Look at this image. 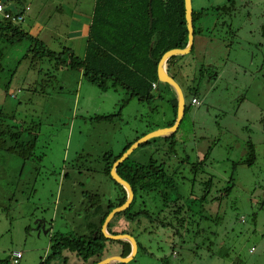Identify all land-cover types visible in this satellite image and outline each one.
<instances>
[{
    "label": "rangeland",
    "instance_id": "obj_1",
    "mask_svg": "<svg viewBox=\"0 0 264 264\" xmlns=\"http://www.w3.org/2000/svg\"><path fill=\"white\" fill-rule=\"evenodd\" d=\"M17 1L19 8H30L21 23L25 31L52 51L71 48L83 57L95 0ZM192 2L195 12L209 11L195 22L202 34L195 37L194 52L178 57L170 73L187 108L174 153L171 141L158 139L131 159L165 158L168 173H183L180 190L193 213L180 228L145 221L144 233L121 220L144 249L128 264H264V0ZM229 4L228 15L213 11ZM30 46L23 41L7 47L0 39V116L38 133L35 159L25 167L21 158L0 150V261L10 264L16 252L23 254L20 264H41L56 234L88 235L96 210H105L116 194L103 174V156L120 154L137 137L174 120L170 100L176 94L167 84H160L162 99L129 100L120 87L103 89L77 73L56 72L47 60L33 64L32 53L25 59ZM192 89L199 107L191 104ZM201 162L192 186V164ZM211 176L210 195L205 183ZM229 186L228 196L210 201ZM91 194L101 196L99 208L90 207ZM147 201L154 213L161 208ZM121 251L119 244H107L109 257ZM64 256L68 264H84L71 252Z\"/></svg>",
    "mask_w": 264,
    "mask_h": 264
},
{
    "label": "trees",
    "instance_id": "obj_2",
    "mask_svg": "<svg viewBox=\"0 0 264 264\" xmlns=\"http://www.w3.org/2000/svg\"><path fill=\"white\" fill-rule=\"evenodd\" d=\"M2 1L7 13L16 15L24 12L25 8H19L16 5L19 3L17 0H15V5H10L8 0ZM230 4L232 5V3ZM230 4L213 9V11L220 15L225 13L228 15L227 12L231 9ZM208 11V9L194 11L195 37L197 34H202V29L196 28L195 22L201 20ZM0 39L6 43L7 47L29 41L31 46L25 59L32 53L33 64L47 60L53 65L52 68L56 72L67 70L77 73L89 83L103 89H107L110 84L113 87H120L126 91L129 100L137 98L140 102L148 103L156 98H163L159 85L157 89L153 88V84L158 82V65L161 58L170 50L184 49L188 45L185 0H95L83 57L77 56L71 48H64L59 53L52 51L38 37L25 31L21 24L15 25L5 19L0 20ZM194 48L195 44L191 53L194 52ZM4 52L3 49H0V59L4 56ZM178 57L180 56H174L168 60L169 74L173 66L177 65ZM0 70H3L1 64ZM173 73L179 74L178 72ZM52 77H55L54 74ZM172 77L176 79L175 76ZM167 86L172 92L174 91L171 86ZM154 91H157L158 95ZM192 91L194 90L192 89ZM193 95L198 98L195 91ZM175 96L173 95L170 100L174 111V120L169 127H172L177 119L178 102ZM109 118L111 117L99 119ZM177 132L169 137L152 139L140 146L139 149L148 147L156 140L162 139L167 143L171 141L170 150L174 153ZM37 134L31 133L22 124H8L7 120L0 116V150L21 158L24 161L23 167L28 161L35 159ZM145 135L143 134L133 142L126 144L120 154L107 153L103 156L102 171L113 185V190L116 193L114 198L108 201L105 210H96V224L88 235L75 237L56 234L51 240L50 254L41 264H68V257L64 256L65 251L71 252L84 264H97L110 256L106 255L108 243L120 245L122 248L120 256L130 255L132 247L128 241L109 240L104 237L101 230L109 213L127 201L125 188L111 177L112 167L136 141ZM249 148L252 154L250 163H252L255 159V149L251 144ZM159 151L158 149L157 152ZM39 158L41 157L39 156ZM131 158L132 155L118 167L117 173L132 186L135 195L134 201L126 211L114 216L108 225V232L112 235L128 234L134 237L132 232L121 227V220L128 224L135 223L138 231L143 228L141 233L148 229V226H144L145 221L148 224L154 223L157 228L163 229L186 226L193 209L187 206L188 198L185 199L180 190L181 183L179 182L185 181L183 173L179 171L168 173L165 158H160L161 160L151 158L145 162H135ZM183 164L185 163L183 162ZM200 164L203 166L204 162L192 164L190 170L192 173L190 185L192 184V186L197 182ZM179 175L181 181L178 178ZM205 184V191L210 190L211 195L214 177L211 176ZM233 186L227 187L221 193V197H210V201L228 196ZM192 195L191 197H193ZM208 197L209 194H206L203 200H207ZM90 198L92 199L90 207L99 208L100 203L98 202L102 199L101 196L91 194ZM148 198H151L158 205L157 207L161 205L157 212L152 211L151 205L147 201ZM138 246L139 250H144L140 243ZM221 256L223 257L225 254H221ZM0 264H10V262L5 260L0 261Z\"/></svg>",
    "mask_w": 264,
    "mask_h": 264
},
{
    "label": "water",
    "instance_id": "obj_3",
    "mask_svg": "<svg viewBox=\"0 0 264 264\" xmlns=\"http://www.w3.org/2000/svg\"><path fill=\"white\" fill-rule=\"evenodd\" d=\"M151 11V9H150ZM185 13H186V23H187V30H188V45L184 49H173L168 51L164 54V56L161 58L159 65H158V84L161 83L167 84L172 87V89L175 91L177 95V102H178V112H177V119L175 124L172 127L159 129L156 131H153L144 137L140 138L138 141H136L113 165L111 170V177L114 181H116L118 184L122 185L126 192H127V201L125 204H123L120 207H117L113 209L109 215L106 217L103 226H102V234L105 238L112 240V241H128L132 246V251L129 256L122 257L120 255L111 256L108 257L102 261H100L97 264H128L132 260L135 259V257L138 254L139 246L136 241V239L128 234H120V235H112L108 232V225L111 222V220L114 218V216L118 213H121L123 211H126L131 204L134 201V191L132 186L125 181L120 175L117 173L118 167L125 162L140 146L146 144L148 141L155 139V138H163V137H169L174 135L181 125L184 116H185V110H186V101L185 96L183 93V90L179 83L169 74L168 72V65L167 62L170 58L174 56H185L189 55L194 47L195 43V30H194V18H193V2L192 0H185ZM151 24H152V15H151Z\"/></svg>",
    "mask_w": 264,
    "mask_h": 264
},
{
    "label": "built area",
    "instance_id": "obj_4",
    "mask_svg": "<svg viewBox=\"0 0 264 264\" xmlns=\"http://www.w3.org/2000/svg\"><path fill=\"white\" fill-rule=\"evenodd\" d=\"M30 11L29 7H26L24 9L23 13H18L16 15H13L11 13L6 12L5 5L2 0H0V15L3 17V19L12 22L15 25L21 24L25 20L26 14ZM153 88L157 89L158 84H153ZM191 104L199 107L201 105V102L198 98L193 97L191 100ZM23 258V254L21 252H16L13 255V263L19 264L20 260Z\"/></svg>",
    "mask_w": 264,
    "mask_h": 264
},
{
    "label": "crops",
    "instance_id": "obj_5",
    "mask_svg": "<svg viewBox=\"0 0 264 264\" xmlns=\"http://www.w3.org/2000/svg\"><path fill=\"white\" fill-rule=\"evenodd\" d=\"M195 44V43H194ZM157 84H158V82H157ZM159 85V84H158ZM159 87H160V85H159ZM199 99V98H198ZM119 255V254H118ZM116 256V255H115Z\"/></svg>",
    "mask_w": 264,
    "mask_h": 264
}]
</instances>
